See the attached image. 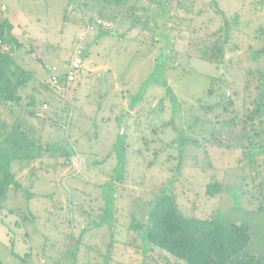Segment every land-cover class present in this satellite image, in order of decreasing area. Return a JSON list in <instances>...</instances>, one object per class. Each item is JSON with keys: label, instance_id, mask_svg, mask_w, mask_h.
Returning <instances> with one entry per match:
<instances>
[{"label": "rangeland", "instance_id": "1", "mask_svg": "<svg viewBox=\"0 0 264 264\" xmlns=\"http://www.w3.org/2000/svg\"><path fill=\"white\" fill-rule=\"evenodd\" d=\"M191 2L194 14L206 8L182 22L193 24L190 31L172 28L180 22L177 17L158 16L153 31L87 32V67L76 74L65 104L72 111L68 133L47 123L42 142L51 147L38 160L14 165L22 188L11 187L0 207V261L168 264L172 256L128 228L163 190L172 191L187 216L246 223L252 234L246 253L264 254V182L257 187L262 176H254L241 148L203 143L213 129L209 118L219 111L208 113L204 105L228 93L241 108L247 70L264 67L263 52L255 59L264 49V0H187L185 5ZM156 3L163 9L176 7L177 0ZM1 10L6 16L28 11L38 17L33 33L13 18L14 33L24 43L15 57L36 77L30 85L66 73L77 37L87 30L78 0H0ZM238 11L239 30L231 42L237 46L227 49L231 62L220 65L197 56L218 37L208 36L226 29V17ZM114 29L125 31L115 24ZM213 76L225 84L210 94ZM42 108L54 122L66 117L53 113L60 111L58 103ZM63 147L82 157L80 171L71 167L75 155L68 164L59 152L53 154ZM216 178L222 179V192L211 198L206 185ZM161 251L168 255L164 262L157 257Z\"/></svg>", "mask_w": 264, "mask_h": 264}, {"label": "trees", "instance_id": "2", "mask_svg": "<svg viewBox=\"0 0 264 264\" xmlns=\"http://www.w3.org/2000/svg\"><path fill=\"white\" fill-rule=\"evenodd\" d=\"M145 1L78 0L84 16L87 14L89 21L100 18L111 23L110 28L100 27L99 35L116 34L112 30L114 24L117 27H124L125 32L135 28L153 31L158 24L153 25L155 20L161 21L158 16L177 17L180 22L177 23V28L175 26L172 28L190 31L193 24L185 27L182 22L186 19L193 21L195 15L203 13L206 8L205 5L194 14L192 2L188 6L185 5L188 4L185 3L187 0H177L176 7L166 4L168 7L163 9L156 3L157 0H149L151 5L155 3L158 6L156 8L147 6ZM260 1L262 4L263 0ZM123 10L124 14H121ZM216 11L220 12L218 8ZM183 12H186V15L183 16ZM240 15L238 11L226 17L228 27L226 29L220 27L219 31L213 33L214 35L210 34L208 38L218 37L210 48L200 50L201 54L197 56L220 65L226 64L227 61L231 62L227 58V49L235 50L236 47L231 45L237 46L231 42L233 32L239 30L236 24ZM124 21L130 23L125 24ZM14 27L8 18H0V207L3 206L11 187L22 188L16 179L14 165L41 158L42 152L51 147L44 146L42 142L47 123L63 129L70 112V108L65 105L69 102L65 101L51 79L29 84L36 77L33 71L26 69L15 57L16 49L23 47L24 43L15 35ZM220 38L222 40L218 41ZM5 46H8L7 49H4ZM261 52L264 53V49L258 51L255 59L261 56ZM64 77V73H59L58 78L61 82ZM223 84H225L223 78L213 76L208 93H215ZM45 91L50 94H44ZM227 94L215 104L204 105L208 113L216 108L219 111L214 117L209 118L213 129L210 136L203 138V143L210 141L218 146L241 148L243 156L248 158L247 165L251 172L254 176L260 175L263 178L257 185L261 190L264 182V174L261 172L264 164L261 161L264 157V137L261 135L264 132V128L261 129V125L264 127V67L247 70L240 94L241 108L238 109L236 99ZM60 102L64 104L63 107ZM56 103L59 104L60 111L55 110L53 113L62 112L63 117L66 115L59 122H54L51 114L42 108V105ZM57 152L66 158L68 164L71 156L76 154L67 147L55 150L53 154ZM222 187V179H213L206 185L207 196L211 198L219 196ZM128 228L142 234L152 247L162 249L172 256L174 261L168 259L166 262L168 264H264V254L246 253L252 241V234L246 223L213 217L187 216L180 209L172 191L163 190L146 214L139 218L133 216ZM168 255L161 251L157 257L164 262L167 259L165 256ZM0 264L5 263L0 261Z\"/></svg>", "mask_w": 264, "mask_h": 264}, {"label": "built area", "instance_id": "3", "mask_svg": "<svg viewBox=\"0 0 264 264\" xmlns=\"http://www.w3.org/2000/svg\"><path fill=\"white\" fill-rule=\"evenodd\" d=\"M86 25L87 30L86 32H81L77 37V43L76 47L72 53V56L70 57V60L67 65V71L65 73L64 80L62 82L58 78V74H54L51 77L52 84L58 89V91L61 93L62 97L65 99V101L69 102L68 93L71 88L72 83L75 81L76 74L79 72V70L84 65V59H85V44L84 41L86 39L87 32L90 30H94L96 28H110L111 23L107 22L103 19L96 18L94 21H89L86 19ZM46 108L47 105H44ZM72 117V111H70L68 120L63 126L64 131L68 133L69 127H70V119ZM75 166V168H78L79 171L82 168L81 159L78 157L75 160L72 161L71 167Z\"/></svg>", "mask_w": 264, "mask_h": 264}, {"label": "crops", "instance_id": "4", "mask_svg": "<svg viewBox=\"0 0 264 264\" xmlns=\"http://www.w3.org/2000/svg\"><path fill=\"white\" fill-rule=\"evenodd\" d=\"M33 2H35L36 0H32ZM2 10H8V8L7 7H5L4 6V8H2ZM1 10V14L2 15H4L3 16V18H8L10 21L12 20V23H13V18H17V19H19V20H21V21H23V23H27L28 24V27H30V28H32V29H30L31 31L32 30H35V28H34V26H33V24H34V20H36L38 17H37V15H35V14H33V13H30V12H28V11H24V12H21V11H17V12H10L11 13V16H6V13L5 12H3ZM83 12V11H82ZM29 13V14H28ZM28 14V15H27ZM73 14H75V12H73ZM90 14H93V12H90ZM121 14H124V10H123V12L121 11ZM83 18H84V21H86V19H88V17H87V14H86V16H84V14H83ZM14 24V23H13ZM15 25V24H14ZM27 27V28H28ZM116 29V28H115ZM114 29V32H116L117 34H119V35H123L124 33H126L125 31H123V32H121V30H119L118 29V31L117 30H115ZM94 31H96L98 34H99V31H101L100 30V28H96V29H94ZM35 32V31H34ZM29 33H33V31L32 32H29ZM37 33V32H36ZM86 48V47H85ZM83 67H87V65L84 63V65H83ZM105 69H108V68H106L105 67ZM102 77H104V75H102ZM80 158L81 160H82V157L79 155V154H75V156H74V158ZM82 228V230L84 229V227L82 226L81 227Z\"/></svg>", "mask_w": 264, "mask_h": 264}]
</instances>
